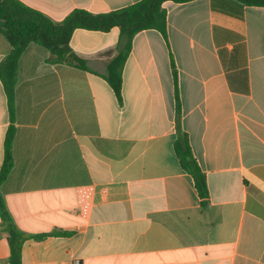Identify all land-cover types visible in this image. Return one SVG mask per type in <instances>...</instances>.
I'll return each mask as SVG.
<instances>
[{"label":"crops","instance_id":"0c3cea01","mask_svg":"<svg viewBox=\"0 0 264 264\" xmlns=\"http://www.w3.org/2000/svg\"><path fill=\"white\" fill-rule=\"evenodd\" d=\"M54 22L76 9L106 14L141 0H19ZM168 39L137 34L122 74V103L107 65L118 28L79 29L71 49L91 72L48 63L30 44L10 118L0 79V171L15 127L14 167L0 186L19 231L43 235L23 264H264V8L232 0L164 3ZM12 45L0 31V63ZM181 126L209 198L180 165ZM0 218V264L10 247Z\"/></svg>","mask_w":264,"mask_h":264},{"label":"trees","instance_id":"16d2710c","mask_svg":"<svg viewBox=\"0 0 264 264\" xmlns=\"http://www.w3.org/2000/svg\"><path fill=\"white\" fill-rule=\"evenodd\" d=\"M177 4L194 0H141L136 4L106 14L95 15L76 9L62 22H54L43 13L32 9L19 0H0V31L10 40L11 52L0 63V79L7 96L10 118L13 121L16 108V86L20 59L30 44H37L49 52L48 63L68 65L91 72L87 61L70 47V40L76 30L108 33L118 28L124 38V45L107 65V82L120 104L122 103V74L128 60L135 36L143 31L156 30L168 39L167 11L164 3ZM241 7H262L264 0H232ZM176 98L177 140L175 152L184 171L194 179L196 190L205 205L209 198L206 176L194 157L189 135L181 126V105L178 89V72L172 60ZM15 127L7 131L4 144V160L0 171V186L14 167L13 143ZM0 218L4 232L8 235L10 257L7 264H23L22 248L29 240L41 241L50 236H69L72 233L54 231L43 235H26L19 231L6 210L0 195Z\"/></svg>","mask_w":264,"mask_h":264},{"label":"built area","instance_id":"2783aa9c","mask_svg":"<svg viewBox=\"0 0 264 264\" xmlns=\"http://www.w3.org/2000/svg\"><path fill=\"white\" fill-rule=\"evenodd\" d=\"M75 264H79V262H76Z\"/></svg>","mask_w":264,"mask_h":264}]
</instances>
